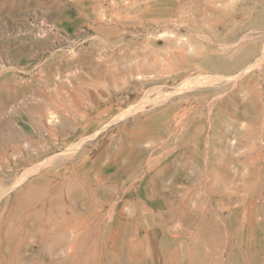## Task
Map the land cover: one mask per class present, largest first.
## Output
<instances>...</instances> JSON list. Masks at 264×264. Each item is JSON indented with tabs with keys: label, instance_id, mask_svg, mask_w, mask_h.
<instances>
[{
	"label": "rangeland",
	"instance_id": "374dc122",
	"mask_svg": "<svg viewBox=\"0 0 264 264\" xmlns=\"http://www.w3.org/2000/svg\"><path fill=\"white\" fill-rule=\"evenodd\" d=\"M263 54L264 0H0V264H264Z\"/></svg>",
	"mask_w": 264,
	"mask_h": 264
},
{
	"label": "bare ground",
	"instance_id": "6f19581e",
	"mask_svg": "<svg viewBox=\"0 0 264 264\" xmlns=\"http://www.w3.org/2000/svg\"><path fill=\"white\" fill-rule=\"evenodd\" d=\"M178 44H181V41L178 42ZM183 44V43H182ZM181 51V50H179ZM178 51V52H179ZM174 52V51H173ZM180 53V52H179ZM184 54L183 52H181V55ZM264 55V54H263ZM183 56V55H182ZM181 56V58H182ZM186 59V58H185ZM261 59V58H260ZM264 60V57L262 58ZM190 60V59H189ZM262 60V62H263ZM187 62V61H186ZM257 64H250L248 65L245 69L241 70V72H239L238 74L226 77V76H222V75H200L198 77H192V76H188V78H186L184 80V82L179 86V89L177 91H175L174 93H171L169 95H165V96H159L158 98H156L153 101H150L149 104L151 105L152 108L154 107H158L160 105H164L166 104L168 101H170L172 99V95L174 94H186L187 92L190 91H197V92H201L204 91V89H208V88H215L221 90V86L224 83L227 82H237L241 77H244L245 75H247L248 73H250L253 69H255ZM260 65V64H259ZM189 71V70H188ZM190 72V71H189ZM155 76V75H154ZM153 75H143V74H138L137 78L140 80H145V79H153L154 77ZM209 90V89H208ZM213 91V90H212ZM216 91V90H215ZM217 93V92H216ZM222 93V91L220 92ZM220 93H217L219 95H221ZM215 94V93H214ZM147 97V96H146ZM150 100V99H148ZM147 101V100H146ZM145 101V102H146ZM147 106V105H146ZM146 109V108H145ZM140 110V109H139ZM144 111V110H143ZM137 112L136 109H130L127 110L126 112L122 113L121 115H119V117L115 118L114 121L115 122L117 120L120 119H126L128 116H131L133 114H135ZM162 113V112H161ZM163 114V113H162ZM165 115V114H164ZM159 116V115H158ZM159 118V117H158ZM51 119H55V116L52 115ZM109 126V125H108ZM103 130V129H102ZM100 132V130L98 131ZM97 132V133H98ZM97 134L88 137L87 139L93 138L95 137ZM86 140V139H85ZM79 144V143H78ZM72 145V144H71ZM74 145V144H73ZM77 145V144H76ZM81 145V144H80ZM72 147V146H71ZM80 147V146H79ZM79 147H72L70 150H68L67 155H63L61 157H63V159L68 158V157H72L74 156L77 151L79 150ZM86 162V161H85ZM48 166V164H47ZM38 168H43V165H41L40 167H37L35 170H33V172H27L25 173L21 178H19L18 180H16V182L14 183V185L11 188H4L1 187L0 185V191H1V195H5L7 193L10 192V190H14L15 188L19 187L20 185H22L33 173H36ZM40 171V170H38Z\"/></svg>",
	"mask_w": 264,
	"mask_h": 264
}]
</instances>
